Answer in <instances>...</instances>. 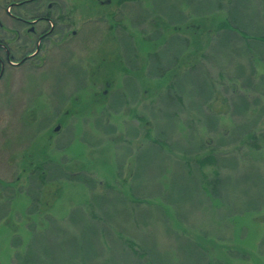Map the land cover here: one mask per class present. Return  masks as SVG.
I'll return each mask as SVG.
<instances>
[{
    "label": "rangeland",
    "instance_id": "1",
    "mask_svg": "<svg viewBox=\"0 0 264 264\" xmlns=\"http://www.w3.org/2000/svg\"><path fill=\"white\" fill-rule=\"evenodd\" d=\"M231 1H129L86 27L78 14L67 69L26 70L23 85L8 70L0 264H264V44L214 32L232 10L264 36V0ZM108 32L116 43L85 56ZM211 154L218 166L199 168Z\"/></svg>",
    "mask_w": 264,
    "mask_h": 264
},
{
    "label": "flooded vegetation",
    "instance_id": "2",
    "mask_svg": "<svg viewBox=\"0 0 264 264\" xmlns=\"http://www.w3.org/2000/svg\"><path fill=\"white\" fill-rule=\"evenodd\" d=\"M129 1L138 2L140 0H116L115 3L111 0H85L82 5L84 11L81 12L75 4L80 0H0V80H5L9 74L8 70L11 69L17 70V74H20L18 81L22 79V72L26 70L37 74L58 66H64L67 69L74 57V50L78 47L74 44L79 35L82 37L83 32L72 30V27L75 28L78 22H82L83 27L102 21L114 23L118 19L120 8ZM106 6L111 7V10H103ZM78 14L80 18L77 22ZM109 31H112V26ZM109 33L105 35V39L104 35H97V42H99L97 48L85 49V56H92L94 53L98 55L99 47H102L109 37L114 45L117 37ZM90 38L93 37L86 36L84 40ZM111 50L112 55L120 56L117 48L113 47ZM100 57L103 63L109 62L112 65L116 62V58L105 60L106 57H103L102 53ZM89 64L97 66V59ZM72 69L83 70L78 67ZM72 73L73 71H71V77ZM23 82L24 78L21 85ZM34 86L37 87V83ZM98 96L103 97L104 95L98 94ZM77 99L73 101L78 102ZM68 100L64 102L68 103ZM70 111V109L64 111L65 119L70 117Z\"/></svg>",
    "mask_w": 264,
    "mask_h": 264
},
{
    "label": "trees",
    "instance_id": "3",
    "mask_svg": "<svg viewBox=\"0 0 264 264\" xmlns=\"http://www.w3.org/2000/svg\"><path fill=\"white\" fill-rule=\"evenodd\" d=\"M234 2V0L233 1H231V3H233ZM241 4H243V3H241ZM234 6L235 7H238V11H241L242 10V8H243V6L241 5L240 7H239V5L238 4H235V5H233L232 6V9H234ZM229 16H231V18L230 19H228V20H226V21H223L221 24H220V26H219V28L216 30V31H214L215 32V34H216V36L218 35V36H223V37H228V35L227 34H229L230 36V40H232L233 38H235L237 41H238V43H241V49H242V52L243 51H245V52H252L253 53V47H252V45H254V44H264V36H258V35H255L254 37H251L250 36V34H248V33H246L245 31H243V30H241L238 26H237V23L235 22V21H232V10L231 11H229ZM230 31V32H229ZM206 32L204 31V34H205ZM199 34V33H198ZM200 36H201V38L203 37V34L201 33L198 37H197V39H199L200 38ZM228 37V38H229ZM242 37V38H241ZM212 38V37H211ZM244 38H257V39H260V40H258V41H250V40H247L246 42V44H245V40L243 41V39ZM230 42V41H229ZM196 43L198 44V41H196ZM206 48V49H210V47L211 46H209L208 48L206 47V46H204V45H201V49L202 48ZM204 52V51H203ZM203 54V53H202ZM250 62H251V56H250ZM191 63V62H190ZM251 64H252V62H251ZM253 65V64H252ZM173 68V67H172ZM257 74V72H256V69H254L253 71H252V75L253 76H255ZM264 78V77H263ZM250 141H251V146L255 149V150H258L259 149V146H258V144H257V141H258V139H257V137L256 136H251L250 137ZM231 155L232 154H234V152H232V153H230ZM195 162H197L198 163V165H199V168H202V169H204L205 167H207V166H215V167H217L218 166V158H217V156H215V155H213V154H211V155H207V156H205V157H202V158H200V159H197V160H195ZM261 179H262V177H261ZM220 175H219V173L218 172H215V176H214V178H212L211 180H208L205 176H204V182H205V185H208L209 187H211V189L213 190V191H215V190H217V188L219 189L220 187H221V185H219L220 184ZM263 181V180H262ZM233 186H234V184H233ZM236 192V189H235V186H234V191H233V193H235ZM263 206H264V204H263Z\"/></svg>",
    "mask_w": 264,
    "mask_h": 264
},
{
    "label": "water",
    "instance_id": "4",
    "mask_svg": "<svg viewBox=\"0 0 264 264\" xmlns=\"http://www.w3.org/2000/svg\"><path fill=\"white\" fill-rule=\"evenodd\" d=\"M58 130H59V128L56 129V131H58Z\"/></svg>",
    "mask_w": 264,
    "mask_h": 264
}]
</instances>
